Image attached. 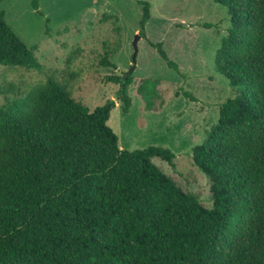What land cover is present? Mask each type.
<instances>
[{
	"label": "trees",
	"instance_id": "1",
	"mask_svg": "<svg viewBox=\"0 0 264 264\" xmlns=\"http://www.w3.org/2000/svg\"><path fill=\"white\" fill-rule=\"evenodd\" d=\"M214 1L232 24L216 67L237 97L192 150L212 209L154 163L176 168L172 150H122L109 127L117 102L92 112L77 101L75 73L44 67L0 11V65L46 78L30 91L14 83L0 91V264H264V0ZM138 4L146 36L152 6ZM32 6L40 11V0ZM151 46L186 77L161 44ZM101 66L117 68L109 55ZM105 82L119 86L129 115L134 76ZM160 86L144 80L137 89L148 111L166 105Z\"/></svg>",
	"mask_w": 264,
	"mask_h": 264
},
{
	"label": "rangeland",
	"instance_id": "2",
	"mask_svg": "<svg viewBox=\"0 0 264 264\" xmlns=\"http://www.w3.org/2000/svg\"><path fill=\"white\" fill-rule=\"evenodd\" d=\"M138 1L152 6L146 36L141 34L143 10ZM0 11L44 67L75 73L70 87L77 101L92 112L108 101L117 102L109 127L122 150L152 146L172 150L176 168L160 159L154 163L205 207H214L211 184L195 165L192 150L202 146L218 125L221 105L237 97L216 67L218 51L232 27L226 8L214 0H40V11H35L32 0H4ZM206 24L215 27L206 29ZM137 35L140 54L129 91L133 107L126 115L117 101L119 86L105 78L124 76L132 69ZM151 44H161L186 77L171 69ZM106 55L116 69L101 66ZM45 79L36 71L0 65V91L8 83L30 91ZM144 80L160 82L166 103L162 110H147L137 93ZM5 104L6 97L0 95V105ZM156 106L160 109L161 102Z\"/></svg>",
	"mask_w": 264,
	"mask_h": 264
},
{
	"label": "water",
	"instance_id": "3",
	"mask_svg": "<svg viewBox=\"0 0 264 264\" xmlns=\"http://www.w3.org/2000/svg\"><path fill=\"white\" fill-rule=\"evenodd\" d=\"M140 41H141V36L137 35L135 37V41H134V49H135V53L133 56V64L134 65H133L132 69L127 74H125L123 76L124 79H127L129 76L133 75L137 70V62H138V58H139V54H140V48H139Z\"/></svg>",
	"mask_w": 264,
	"mask_h": 264
},
{
	"label": "crops",
	"instance_id": "4",
	"mask_svg": "<svg viewBox=\"0 0 264 264\" xmlns=\"http://www.w3.org/2000/svg\"><path fill=\"white\" fill-rule=\"evenodd\" d=\"M122 148V147H121Z\"/></svg>",
	"mask_w": 264,
	"mask_h": 264
}]
</instances>
